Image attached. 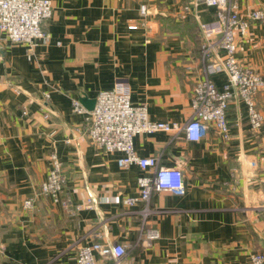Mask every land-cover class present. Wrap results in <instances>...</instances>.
<instances>
[{
    "label": "crops",
    "instance_id": "1",
    "mask_svg": "<svg viewBox=\"0 0 264 264\" xmlns=\"http://www.w3.org/2000/svg\"><path fill=\"white\" fill-rule=\"evenodd\" d=\"M52 1L42 25L48 43L31 49L0 33V264H76L78 249L94 241L126 244L129 264H253L251 255L264 253V124L254 129L234 97L229 141L213 128L197 141L184 130L205 76L200 24L214 22L217 9L192 0ZM236 1L243 15L264 7ZM238 39L240 63L264 74V24L251 22ZM213 78L219 89L228 80ZM119 80L152 120L177 127L134 137L139 156L184 174L183 194H152L147 220L161 237L148 247L140 239L144 204L124 198L138 196V178L156 168H120L122 153L97 146L89 115L72 109L73 99H96ZM256 103L264 115V91ZM52 152L67 178V206L39 194Z\"/></svg>",
    "mask_w": 264,
    "mask_h": 264
},
{
    "label": "built area",
    "instance_id": "2",
    "mask_svg": "<svg viewBox=\"0 0 264 264\" xmlns=\"http://www.w3.org/2000/svg\"><path fill=\"white\" fill-rule=\"evenodd\" d=\"M192 4L215 7L217 19L200 24L203 39L200 53L205 65V76L195 83L191 101L193 117L184 127L185 134L189 140L197 141L213 128L224 141H229L231 127L228 109L234 97L246 104L248 119L254 129L264 124V115L256 103V95L264 91V74L244 67L237 58L239 35L246 33L251 22L264 24V7L254 8L243 15L236 0H192ZM190 6L185 9L189 10ZM53 10L52 0H0V33L5 34L12 43H23L31 49L46 44L49 35L42 25L52 17ZM141 13L147 14L146 5L141 7ZM216 73L227 75V83L222 89L217 87L213 78ZM72 109L75 113L89 115V135L97 146L107 152L122 153L117 160L120 168L133 164L142 169L156 168L153 175L138 178V196L124 198L127 206L144 204L140 239L144 246H151L161 237L160 230L150 226L147 220L152 212V194L159 190L183 194L184 174L177 167L157 168L156 157L139 156L134 148V137L143 133L170 131L176 129V125L152 120L146 103L134 104L127 80H119L113 88L100 91L93 110L87 109L78 98L72 100ZM45 116L48 117L49 113ZM50 164L39 194L67 206V202L63 201L67 178L56 152L50 154ZM34 204V197L27 198L23 207L30 209ZM127 255L128 248L124 243L94 241L78 249L76 264H129ZM251 260L253 264H263L264 253H253Z\"/></svg>",
    "mask_w": 264,
    "mask_h": 264
},
{
    "label": "water",
    "instance_id": "3",
    "mask_svg": "<svg viewBox=\"0 0 264 264\" xmlns=\"http://www.w3.org/2000/svg\"><path fill=\"white\" fill-rule=\"evenodd\" d=\"M80 100L83 103V105L86 106L87 109L93 110L96 103V99H89L88 97H83Z\"/></svg>",
    "mask_w": 264,
    "mask_h": 264
}]
</instances>
